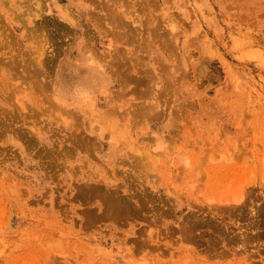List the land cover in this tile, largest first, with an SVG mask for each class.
<instances>
[{
    "label": "rangeland",
    "instance_id": "374dc122",
    "mask_svg": "<svg viewBox=\"0 0 264 264\" xmlns=\"http://www.w3.org/2000/svg\"><path fill=\"white\" fill-rule=\"evenodd\" d=\"M0 264H264V0H0Z\"/></svg>",
    "mask_w": 264,
    "mask_h": 264
},
{
    "label": "bare ground",
    "instance_id": "6f19581e",
    "mask_svg": "<svg viewBox=\"0 0 264 264\" xmlns=\"http://www.w3.org/2000/svg\"><path fill=\"white\" fill-rule=\"evenodd\" d=\"M57 30V29H56ZM58 31V30H57ZM89 42V41H88ZM87 43V42H86ZM88 44V43H87ZM118 47V46H117ZM117 50V49H116ZM114 51V50H113ZM116 53H118V52H116ZM112 55V54H111ZM83 58H84V60H85V62L88 64V65H90V66H93V67H98L101 71H105V66H104V64H102L101 62H96V60L94 59V58H92L91 56L90 57H87V56H83ZM101 63V64H100ZM106 69H107V67H106ZM48 70V69H47ZM38 72V70L37 71H35L34 73H37ZM76 72L77 73H79V75L80 76H82V77H84V80H86V82H90V83H93V81H94V76H93V74L95 73V71L94 70H91V71H89V70H85L84 68H80V69H78V70H76ZM40 76H39V78L37 79V82L39 83V85H41V89L42 90H44V89H46V87L47 86H51L52 84H53V80L52 79H50V78H47L46 77V75H45V73H43V72H40V74H39ZM51 75V74H50ZM49 75V76H50ZM121 77V76H120ZM4 79H6L5 77H4ZM50 79V80H49ZM83 80V81H84ZM7 81V80H6ZM85 82V81H84ZM47 84V85H46ZM3 86H11V82H8V83H5V84H3ZM78 86V85H77ZM82 87V86H81ZM88 87V86H87ZM80 88V87H79ZM83 91V90H82ZM85 92V91H84ZM85 95V94H84ZM86 97L85 98H87V96L88 95H85ZM134 156H136L135 154H133ZM141 155L140 154H138L137 155V157L136 158H133V159H138V161H139V157H140ZM132 157V156H131ZM138 163V162H137ZM234 197V196H233ZM241 197V196H240ZM240 197H235V198H226L225 199V205H224V210H227V212L229 211V210H235V209H237V208H240V207H238L237 205H236V203H239V202H241V198ZM104 200H105V203H106V205L109 207V208H111L112 210H114V211H117V212H119V211H121L122 212V210L123 209H126V208H128L129 209V203L127 204V202L126 201H124V198L122 199V197H115L114 196V193H112V192H110V191H108L107 193H105L104 194ZM127 200V199H126ZM130 200V199H129ZM228 203H231V204H228Z\"/></svg>",
    "mask_w": 264,
    "mask_h": 264
}]
</instances>
